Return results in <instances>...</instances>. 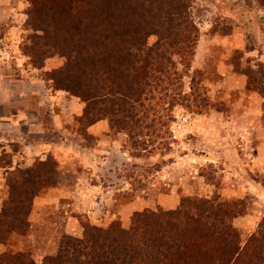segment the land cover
<instances>
[{
	"label": "rangeland",
	"instance_id": "374dc122",
	"mask_svg": "<svg viewBox=\"0 0 264 264\" xmlns=\"http://www.w3.org/2000/svg\"><path fill=\"white\" fill-rule=\"evenodd\" d=\"M191 1L199 27L191 73L201 74L211 107L204 114L176 108L168 155L133 159L127 135L109 120L86 119V104L64 90L66 81L60 86L56 75L67 58L52 49L50 35L42 40L31 1L0 0V213L10 199L8 179L20 180L21 171L49 160L48 175L57 178L34 199L29 234H13L0 255L29 250L42 264L63 234L83 239L90 226L115 223L129 230L136 213L177 211L206 198L241 206L232 220L239 254L230 240L218 257L264 263L255 259L264 249V0ZM54 2L37 0L49 24L44 7ZM138 174L149 179L135 188Z\"/></svg>",
	"mask_w": 264,
	"mask_h": 264
},
{
	"label": "trees",
	"instance_id": "16d2710c",
	"mask_svg": "<svg viewBox=\"0 0 264 264\" xmlns=\"http://www.w3.org/2000/svg\"><path fill=\"white\" fill-rule=\"evenodd\" d=\"M30 1L36 27L40 13L42 40L50 35L52 49L67 58L56 75L60 86L66 81L64 90L86 104V119L109 120L113 130L125 133L133 159L168 155L175 143L170 128L176 108L204 114L211 107L201 92V74L191 73L199 37L191 0H56L54 7H44L50 24L36 9L37 0ZM150 37L157 39L152 45ZM48 162L21 171L14 183L8 179L10 199L0 213V244L7 245L13 234H29L34 199L57 183L48 175ZM136 177L135 188L149 179ZM188 201L177 211L136 213L129 230L115 223L107 230L90 226L83 239L63 234L42 264H230L218 255L230 240L233 253L239 254L232 220L242 214L241 206L206 198ZM213 239L221 242L220 248L215 250ZM263 254L264 249L255 259L264 260ZM0 264L37 263L31 251L20 250L0 255Z\"/></svg>",
	"mask_w": 264,
	"mask_h": 264
},
{
	"label": "crops",
	"instance_id": "0c3cea01",
	"mask_svg": "<svg viewBox=\"0 0 264 264\" xmlns=\"http://www.w3.org/2000/svg\"><path fill=\"white\" fill-rule=\"evenodd\" d=\"M1 119V118H0ZM4 248H2V245H0V253H3L4 252V250H3Z\"/></svg>",
	"mask_w": 264,
	"mask_h": 264
}]
</instances>
